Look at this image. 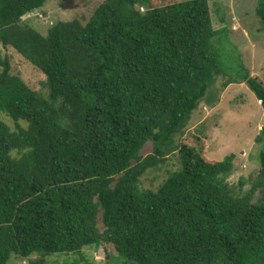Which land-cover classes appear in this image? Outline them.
Returning a JSON list of instances; mask_svg holds the SVG:
<instances>
[{"label": "trees", "instance_id": "1", "mask_svg": "<svg viewBox=\"0 0 264 264\" xmlns=\"http://www.w3.org/2000/svg\"><path fill=\"white\" fill-rule=\"evenodd\" d=\"M45 2L0 0L1 45L47 90L0 57V113L14 123L0 117V264H93L82 249L102 243L115 264H264V142L245 193L242 178L238 190L226 181L233 153L209 162L175 142L199 103L218 101L225 76L215 39L227 30L211 1L103 0L84 24L57 21L44 35L23 16ZM255 15L264 29V0ZM241 81L264 110V83L243 65L221 90ZM175 150L180 166L141 188Z\"/></svg>", "mask_w": 264, "mask_h": 264}, {"label": "rangeland", "instance_id": "2", "mask_svg": "<svg viewBox=\"0 0 264 264\" xmlns=\"http://www.w3.org/2000/svg\"><path fill=\"white\" fill-rule=\"evenodd\" d=\"M102 1L46 0L41 8L25 14L23 19L45 35L48 27L57 21L77 19L84 24ZM210 1L215 17L220 20V27L227 30L222 40L215 39L221 53L220 66L225 76H218L214 84L215 89H220L218 101L213 106L199 103L182 129V134L175 137V142L195 148L209 162L221 160L225 155L233 153L232 170L226 181L238 188V181L242 178L245 184L241 192L245 193L249 188V181L257 176L260 168L258 153L264 140L258 141L256 138L264 135L261 133V128H264V110L245 81L230 83L222 90L221 87L227 77L240 75L242 65L250 75L264 83V29L255 15L257 0ZM5 56L9 59L12 74L18 75L31 89L47 93L42 86L44 74L13 47H3L0 43V57ZM0 117L14 129V123L7 116L0 113ZM151 148V143H148L142 151L143 155L151 152ZM167 156L166 164L158 169L147 170L139 178L141 188L156 190L166 179L168 172L180 166L178 150ZM259 195L260 192L256 191L252 201H256ZM82 250L83 255L93 264L116 263V252L107 243ZM66 257L71 256H48L44 264H55ZM31 258L36 259L38 256L34 254ZM19 263L29 264V260L12 255L7 264ZM126 263L136 264L131 261Z\"/></svg>", "mask_w": 264, "mask_h": 264}]
</instances>
